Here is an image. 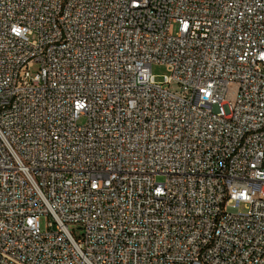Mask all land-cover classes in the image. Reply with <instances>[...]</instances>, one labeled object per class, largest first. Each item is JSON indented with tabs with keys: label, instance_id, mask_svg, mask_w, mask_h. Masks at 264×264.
Returning <instances> with one entry per match:
<instances>
[{
	"label": "built area",
	"instance_id": "built-area-1",
	"mask_svg": "<svg viewBox=\"0 0 264 264\" xmlns=\"http://www.w3.org/2000/svg\"><path fill=\"white\" fill-rule=\"evenodd\" d=\"M0 264H264V0H0Z\"/></svg>",
	"mask_w": 264,
	"mask_h": 264
},
{
	"label": "rangeland",
	"instance_id": "rangeland-1",
	"mask_svg": "<svg viewBox=\"0 0 264 264\" xmlns=\"http://www.w3.org/2000/svg\"><path fill=\"white\" fill-rule=\"evenodd\" d=\"M152 70H153V74L156 76V78H157L158 81H162L164 79V75H166L168 73V70H167L166 65L159 64V63L154 64L153 67H152ZM34 72H35V70H34ZM170 89L172 91H178V92H180L179 85H177L176 83H173L170 86ZM238 94H239V88H238V86L237 85L231 86L230 89H229V96L232 98V100L234 102L237 100ZM86 121H87L86 118L83 117L81 119V121H80V124L83 125V124L86 123ZM158 181H160V182L164 181V177L159 176L158 177ZM46 221H47L46 217H42L41 222H42V225L43 226H45ZM71 230L75 233V235L77 237H80L82 235V233H83V231L81 229H79V227L76 226V225H72L71 226Z\"/></svg>",
	"mask_w": 264,
	"mask_h": 264
}]
</instances>
